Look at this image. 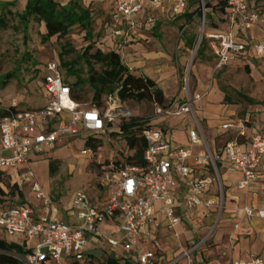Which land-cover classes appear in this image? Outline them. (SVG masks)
<instances>
[{
  "label": "built area",
  "instance_id": "built-area-1",
  "mask_svg": "<svg viewBox=\"0 0 264 264\" xmlns=\"http://www.w3.org/2000/svg\"><path fill=\"white\" fill-rule=\"evenodd\" d=\"M108 4L109 27L112 34V48L119 49L133 37H139L136 15L147 12L144 21L152 23L161 18L176 20L189 7V0H102ZM200 3V16L203 29L197 40L199 45L203 37L207 38L215 59V70H221L242 61L248 49L258 58L264 55V39L253 44L243 40L241 31L250 30L255 25L264 28V10H259L252 0H225L227 3L225 19L231 26L238 25L239 31L207 32L205 0ZM218 2V0H208ZM43 90L48 94L47 103L40 108L18 111L13 99L9 104H1L0 113V171L17 169L20 164H28V168L20 177L30 180L31 188L43 204L53 207L51 198L44 192L35 179L29 166L33 155L42 156L55 148L56 143L65 137H78L86 132L105 133L110 127L123 119L136 116L117 92L106 97L102 107L87 105L79 107L80 102L71 98L70 87L56 59L49 60L43 67ZM208 91L201 94L187 93L183 101L175 99L167 105L154 103L156 117H179L190 114L194 120V128L189 132L193 144L202 143L205 148L194 153L191 149L174 148L166 138L164 130L147 123L142 130L146 140L143 163L140 165L113 163L108 165L99 182L102 190L112 189L110 195L101 202L92 203L85 189L77 191L71 211L77 212L81 222L77 225L66 223L53 214L41 217L35 215L30 204H10L0 200V238L8 240L19 234L26 244L37 240L35 247H29L25 256L14 255L24 264H71L87 260L86 247L89 235L97 241L105 240L113 247H120L130 261L136 264H178L177 259L159 262L153 250L140 252L139 234L141 229L154 220V205L162 201V212L168 216L171 225L178 222L171 205V187L177 184L175 175L186 179L188 190L187 204L190 208L202 204H216L221 211L224 204V185L219 170V162L225 160L228 165L240 171L243 178L237 184L240 189L247 188L258 181V168L264 165V130L255 132L250 138V147L243 148L237 140L228 141L218 152H213L203 135V130L196 116L194 103L199 101ZM145 120V118L143 119ZM247 121V120H246ZM224 128H235L238 136H245L247 128L243 119L236 123H226ZM90 149L83 153L87 154ZM209 165L202 169L198 176L195 167ZM6 175L0 176L5 182ZM211 186L219 192L218 201L205 199ZM244 212L249 221L258 216L264 218V210L255 211L246 205ZM114 219L118 232L123 233L118 240L99 230V225L107 219ZM217 223L214 225L216 227ZM205 239L194 242L183 253L188 257L199 249ZM121 258V257H115ZM220 264H264V257L253 255L249 260H232Z\"/></svg>",
  "mask_w": 264,
  "mask_h": 264
},
{
  "label": "rangeland",
  "instance_id": "rangeland-1",
  "mask_svg": "<svg viewBox=\"0 0 264 264\" xmlns=\"http://www.w3.org/2000/svg\"><path fill=\"white\" fill-rule=\"evenodd\" d=\"M68 1L60 0V2ZM82 3L91 11L93 29L91 38L86 36L85 30L75 25L65 38L53 37L43 41V33H46L45 25L31 21L25 28L18 17L20 12L18 5L2 13L6 24L0 25L1 104H9L15 99L18 111L43 107L49 97L43 90L44 64L51 59L60 60L61 51L67 49L69 52L64 55V59L76 60V68L81 71L82 77H86L87 64L82 58L86 47L92 44L94 45L92 51H95L98 47L106 50V46L107 49L112 46L111 30L106 23L108 12L104 3L101 0H82ZM199 8L198 0H189L188 13H194L193 16L187 14L177 20L161 21L147 39L135 43L134 47L126 44L119 49V52L123 62L133 68L135 75L139 74L145 65L148 70L151 68L154 71L160 68L158 66L161 62L167 64V70H170L169 76L162 79L155 78L157 85L163 89L164 104L170 103L177 96L183 98L185 88L191 93L204 92L207 89L208 94L199 100L195 113L205 135L207 137L212 135L215 140H220L221 145L236 137L235 128L227 132L219 129L223 121L236 123L239 119H247L245 126L248 135L251 136L255 131L264 130V58L245 63L240 61L221 71L215 70L208 43L202 55H198L195 51L203 29L200 14H195ZM226 26L225 14L220 9L207 10L205 31L210 32L214 27L225 30ZM183 27H186L184 33H182ZM187 38H193V41H186ZM181 40L186 41L185 45ZM161 57L165 61L161 60ZM94 66L100 68L99 64ZM62 72L66 73V70L63 68ZM65 78L70 82L76 79L75 76L68 74H65ZM92 99L93 93L88 89L79 107L86 108L93 101ZM210 101L212 105L208 106L207 102ZM126 106L135 115L146 119L143 124L149 123L164 129L167 127L171 134L181 132L185 137L184 130L191 124L189 117L184 120L183 117H167V119L156 117L154 105L144 99L139 101L128 99ZM89 136L99 139L100 147L97 151L91 150L86 155L82 150L86 148L85 141ZM133 152L134 150L128 146L126 134L120 132L117 123L111 132L95 134L84 131L78 138L58 143L56 149L48 151L45 155H33L29 166L36 181L51 198L52 203L59 211L64 212V209L71 206L79 190L85 189L93 203L101 196L108 197L112 189L99 188L103 172L108 170L107 167L111 163L118 167L120 164H129L127 158ZM52 165L55 167L54 171ZM9 187L11 190V186ZM19 191L26 201L38 203L36 195L28 185H24ZM2 235L6 237L5 233ZM12 239L23 243V237L19 234L14 235ZM200 239H196L195 242ZM209 239L210 237L207 236L205 244L209 245ZM26 245L35 247L37 240ZM110 251L111 247L108 243L89 244L86 247L87 260L73 264H106ZM115 254L118 257L121 252L115 251ZM66 264L71 262L68 261Z\"/></svg>",
  "mask_w": 264,
  "mask_h": 264
},
{
  "label": "crops",
  "instance_id": "crops-1",
  "mask_svg": "<svg viewBox=\"0 0 264 264\" xmlns=\"http://www.w3.org/2000/svg\"><path fill=\"white\" fill-rule=\"evenodd\" d=\"M28 0H0V15L4 12H8V10H12L14 5L19 6V10L21 13L27 3ZM59 4L65 5L67 2H60V0H56ZM102 1V0H101ZM106 6L107 12L110 13L108 4L102 1ZM251 4H254L259 10H264V0H252ZM188 9L185 13H188ZM185 13L182 15L184 16ZM147 12H142L136 15V21L139 31V37L137 39L130 37L127 44L134 47L135 43L141 42L144 39H147L150 35V32H153L155 28L161 23V21H167V18H161L159 20H155L152 23H146L144 21L145 15ZM109 16V15H108ZM181 16V17H182ZM179 17V18H181ZM178 18V19H179ZM177 20V19H176ZM171 21V20H169ZM225 23L227 24L225 30H220L217 28V31L220 30L222 32L239 31L238 25L231 26L227 19H225ZM186 27L182 28V33H184ZM243 34L242 38L247 43H255L258 41H262L264 39V28L262 25H255L252 29L246 31H241ZM191 41L190 38H187L186 41ZM184 40H181V43L185 45ZM181 47V45H180ZM210 48V47H209ZM211 50V49H210ZM211 55L214 61V67L216 63V59L211 51ZM264 58V55L256 58L253 53L248 49L245 51L242 57V62H250L253 59ZM165 61L163 57L160 58ZM183 59V57H181ZM185 59V57H184ZM131 72L135 75V71L130 65H127ZM158 70H150L147 69L146 65L144 69L139 71L140 73L136 76H147L151 77L154 81L155 78H166L169 76L167 70V64H161ZM225 68V67H224ZM222 68L221 70H223ZM219 70V71H221ZM154 74V75H152ZM155 76V77H154ZM156 82V81H155ZM162 91L163 89L157 85ZM207 91V89H206ZM194 96L197 94H201L203 92H194L191 93L189 90L184 89L183 98L175 97L170 101L173 102L175 99L178 101H183L187 93ZM208 94V93H207ZM196 101L194 103V109L197 108ZM212 101L207 102V105ZM169 104V103H168ZM167 105V104H164ZM183 117V120L187 117L191 119V124L186 127L185 137H183L181 132H175L171 134L167 127L161 128L164 130L166 138L170 141L172 147L174 148H183V149H191L194 153L201 151L205 148L204 144L196 143L193 144L189 137V132L192 128H194V120L192 115L186 114L179 116ZM160 119H167V117H159ZM247 118V117H246ZM235 120V119H234ZM237 120V119H236ZM246 121L247 119H243ZM200 121V120H199ZM226 123H233L232 121H223L219 125V129L222 132H227L232 128H224L223 125ZM201 124V122H200ZM116 125V124H115ZM113 125L106 132H111ZM155 126V125H153ZM159 128V127H156ZM203 130V129H202ZM105 132V133H106ZM236 133V130L234 129ZM256 132V131H255ZM175 135V136H174ZM203 135L208 143V146L211 148L213 152H218L228 141L223 142L220 145V140H215V138L210 135L207 137L203 131ZM79 137V136H78ZM78 137H65L59 140L55 148H57L58 143L63 142L64 140H71ZM250 138L251 135L247 134L245 136H238L236 133V137L233 140H237L239 144L248 149L250 147ZM0 146H1V133H0ZM52 149L51 151H53ZM86 150L83 149L82 152ZM89 154V153H88ZM87 155V154H86ZM33 156L31 157V159ZM219 170L223 180L224 185V204L223 208L220 211L219 207L214 205L202 204L200 206H196L190 208L187 204L188 190L186 185V179L180 177L179 175H175V179L177 180V184L174 187H171V207L174 211V215L178 217V222L174 225L170 224L168 216L165 212H162V207L164 203L162 201L155 203L154 205V220L150 223L146 229H141L139 234V247L138 250L140 252H144L146 250H153L156 253L157 259L159 262H166L172 259H177L178 264H220L222 262H231L232 260H241L246 261L249 260L253 255H259L264 257V218L254 217L251 221L248 220L244 207L246 205L252 207L255 211L264 210V172L262 167L258 168V173L260 175L258 181L251 184L247 188L240 189L237 187V184L243 178V175L240 171L231 168L225 160L219 162ZM262 165H264V157L262 160ZM28 168V164H21L17 167V169H11L6 171H0V176L6 175L7 178L5 182L0 180V187L6 193L4 196V200L10 204H30L35 209V215L37 217L44 216L46 214H53V216L58 219L73 225H77L81 222L78 217L77 212H72V204L69 208L64 209V212L59 211L58 208L53 204L52 208H49L43 204V202L38 199L35 195V198L38 203H31L30 201H26L25 197L22 193H20L19 189H22L23 186L28 185L31 189L32 193L35 192L31 188V183L28 180L22 179L20 176L26 172ZM195 174L198 176L200 171L205 168H209V165H201L195 167ZM10 184V185H9ZM17 186V190L15 189V194H12L9 186ZM9 187V188H8ZM42 188V187H41ZM15 195V196H14ZM89 196V195H88ZM90 198V196H89ZM107 198V197H106ZM106 198L97 199L95 203H99ZM205 199H212L214 201H218L219 192L216 186H211L210 190L207 192ZM93 203L92 199L90 198ZM217 223L216 227L214 225ZM99 230L111 235L115 239H122L123 233L118 232L116 221L112 219H107L99 225ZM207 236L210 237L209 245L205 244L207 241ZM89 244H105L107 241L101 240L97 241V238L94 235H89ZM205 239L204 243L201 247L194 252H192L188 257L183 256V253L192 246V244L196 241V239ZM200 239V240H201ZM189 245V247H188ZM111 247V246H110ZM116 252H121L118 257L125 256L123 250L118 248L111 247V251L109 252L108 257H116ZM198 254V255H197ZM88 255V254H87Z\"/></svg>",
  "mask_w": 264,
  "mask_h": 264
},
{
  "label": "trees",
  "instance_id": "trees-1",
  "mask_svg": "<svg viewBox=\"0 0 264 264\" xmlns=\"http://www.w3.org/2000/svg\"><path fill=\"white\" fill-rule=\"evenodd\" d=\"M227 3L225 0L218 2L207 1L206 8L220 9L223 14H226ZM193 16L194 13H185V15ZM195 14H200L197 10ZM20 22L27 28L31 21L43 23L46 33H43V41H48L53 37L58 39L65 38L73 26L78 25L86 32L88 38L92 37V16L88 7L83 5L82 0H69L67 4L61 5L56 0H28L24 10L18 13ZM106 23H110L109 16ZM6 24L3 14L0 15V25ZM217 30V27L211 31ZM111 33V32H110ZM193 38L191 39V42ZM207 38L203 37L201 44L197 50L198 55H202ZM106 46V45H105ZM94 45H88L84 50L82 58L87 64V76L82 77L80 70L76 68V60H65L64 55L69 51L64 49L60 53L59 62L61 70L64 68L69 76H75L73 82H65L70 87L71 98L77 102H81L90 89L93 93V101L89 103L91 106L102 107L106 97L117 92L121 99L127 102L128 99L146 100L154 105H164L165 97L163 91L157 87V83L146 76L134 75L130 68L123 62L119 51L106 46V50L102 47L92 51ZM95 64H99L100 68H95ZM88 86V87H87ZM227 98V95H225ZM4 114L0 113V118ZM144 119V118H143ZM140 115L133 116L129 119L120 121L119 129L121 133L126 134L127 143L130 149L134 150L129 156L128 162L130 165H140L143 163V155L146 147V140L142 136V130L146 124ZM80 137V136H79ZM86 148L97 151L100 147L99 139L89 136L85 141ZM52 170L55 167L51 166ZM16 185L11 187L12 194H15ZM21 193V192H20ZM6 193L0 187V200H3ZM29 251L26 242L23 243L15 240H8L5 237L0 238V264H24L20 259L16 258L12 253L19 256H25ZM106 264H136L126 257L115 258L108 257Z\"/></svg>",
  "mask_w": 264,
  "mask_h": 264
},
{
  "label": "water",
  "instance_id": "water-1",
  "mask_svg": "<svg viewBox=\"0 0 264 264\" xmlns=\"http://www.w3.org/2000/svg\"><path fill=\"white\" fill-rule=\"evenodd\" d=\"M198 46H199L198 44L195 46V51H197V49H198Z\"/></svg>",
  "mask_w": 264,
  "mask_h": 264
}]
</instances>
